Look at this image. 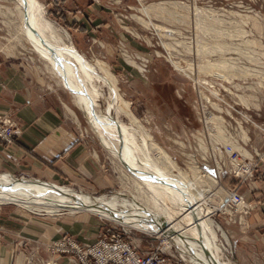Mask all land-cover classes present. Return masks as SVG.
<instances>
[{
  "label": "rangeland",
  "instance_id": "rangeland-1",
  "mask_svg": "<svg viewBox=\"0 0 264 264\" xmlns=\"http://www.w3.org/2000/svg\"><path fill=\"white\" fill-rule=\"evenodd\" d=\"M39 1L46 18L69 34L71 42L88 61H101L108 66L117 80L119 95L129 103L137 122L188 174L194 185L214 194L213 187L206 183L211 177L225 189L216 193L222 203L217 200L220 205L219 208L213 206L211 218L222 229L217 230V236L218 244L224 246L223 258L232 263L230 242L228 240L229 244H225L221 236V231L226 234L224 220L238 227L244 222L239 221L225 205L229 192L241 196L239 186L252 181L256 173L264 177L258 165L252 178L242 180L245 175L241 176L243 167L256 164V154L264 150V0ZM156 4H167L165 7L174 14L172 21L142 13L146 7ZM10 10L14 11L12 17L5 15ZM15 18L14 1L0 0V59L39 76L57 92L59 98L55 97V104L75 130L77 142L87 149L94 169L93 176L87 180L80 175L75 176L76 180L67 177L59 181L39 179L22 174L18 167L15 172L0 174L6 172L15 179L55 184L92 198L121 194L132 200L137 196L132 181L118 170V165L102 147L86 117L74 104L71 95L59 85V80L45 68V63L26 42L19 41L15 32L18 20ZM198 43L215 50L199 56L192 52ZM218 45L229 50L217 52L215 47ZM220 60L229 64L227 68L232 63L231 73L226 69L224 78L195 70L179 72L171 64L178 62L187 70L190 65L218 63ZM246 70L249 73H245ZM103 94L106 98L108 90L103 88ZM99 104L104 111L106 99ZM121 119L129 124L127 118ZM21 137L19 121L8 113H0V144L6 148L18 145ZM42 164L49 163L43 161ZM191 165L198 168L196 175L192 174ZM247 206L251 209L250 205ZM2 209L56 223L89 217L97 227L98 233L92 244L70 235L47 244L34 243L25 253V264H37L50 257L52 246L63 239L91 246L117 237L141 256L157 253L160 264H187L180 259L174 246L161 239L91 213L60 211L49 214L42 209L43 212H39V209L28 210L14 204L0 205ZM56 257L60 259L58 264H68L67 256L57 255L55 260Z\"/></svg>",
  "mask_w": 264,
  "mask_h": 264
},
{
  "label": "bare ground",
  "instance_id": "bare-ground-1",
  "mask_svg": "<svg viewBox=\"0 0 264 264\" xmlns=\"http://www.w3.org/2000/svg\"><path fill=\"white\" fill-rule=\"evenodd\" d=\"M13 1L15 19L18 20L15 32L19 41L30 46L45 63V68L59 80V85L71 95L102 147L118 165V170L132 181L131 186L137 196L132 200L123 198L121 194L109 198H92L46 181L43 183L35 179H15L5 172L0 174V205L14 204L28 210L39 209V212L42 209L49 214L60 211L71 214L91 213L124 228L161 239L174 246L180 259L187 264H232L223 258L224 246L218 244L217 236V230L222 229L211 218L213 206L218 205L219 208L222 203L217 197L225 190L221 184L208 177L206 183L213 187L215 193L197 188L188 174L177 166L137 122L130 112L129 103L119 95L117 80L108 66L101 61H88L71 42L69 34L46 18L39 0ZM165 5L148 6L142 13L147 17L153 15L172 21L174 14ZM13 12L7 11L5 15L12 17ZM139 21L148 25L143 20ZM195 46L196 48L192 47L193 50H190L199 56L215 50L199 43ZM215 48L217 52L229 50L219 45ZM171 64L179 72L190 70L213 74L219 78L225 77L226 69H232V63L227 68L229 64L225 61L198 63L199 65L186 67L187 70L178 62ZM189 64L191 63L188 62ZM245 73L249 71L246 70ZM103 88L109 93L106 98ZM103 99H106L104 111L99 104ZM121 117L127 118L129 124L124 123ZM190 170L193 175L198 173V168L193 165ZM217 200H220V204L216 203ZM221 236L225 244H229L222 231Z\"/></svg>",
  "mask_w": 264,
  "mask_h": 264
},
{
  "label": "crops",
  "instance_id": "crops-1",
  "mask_svg": "<svg viewBox=\"0 0 264 264\" xmlns=\"http://www.w3.org/2000/svg\"><path fill=\"white\" fill-rule=\"evenodd\" d=\"M55 97L59 98L57 92L39 76L0 59V113L15 117L22 128L18 145L6 148L0 144V173L15 172L18 167L22 174L45 180L93 176L87 149L77 142ZM43 161L49 164L43 165ZM238 193L251 209L242 216L244 223L239 227L224 220L232 263L264 264V177L256 173L252 181L238 187ZM97 233L89 217L56 223L2 209L0 264H25V253L34 243L47 244L70 235L92 244Z\"/></svg>",
  "mask_w": 264,
  "mask_h": 264
},
{
  "label": "built area",
  "instance_id": "built-area-1",
  "mask_svg": "<svg viewBox=\"0 0 264 264\" xmlns=\"http://www.w3.org/2000/svg\"><path fill=\"white\" fill-rule=\"evenodd\" d=\"M257 165L264 176V150L256 154V164L243 167L241 176L244 174L245 177L242 180L252 178V172L257 168ZM237 167L241 168V166ZM225 205L239 221L249 211L243 198L236 192H229V199ZM57 255L67 256L68 264H160L157 253L141 256L119 237L109 242L99 241L91 246H82L70 239H63L52 246L50 257L42 259L37 264H58V260L54 259Z\"/></svg>",
  "mask_w": 264,
  "mask_h": 264
}]
</instances>
